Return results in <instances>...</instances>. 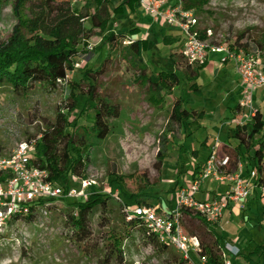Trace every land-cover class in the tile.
Instances as JSON below:
<instances>
[{
    "label": "rangeland",
    "instance_id": "obj_1",
    "mask_svg": "<svg viewBox=\"0 0 264 264\" xmlns=\"http://www.w3.org/2000/svg\"><path fill=\"white\" fill-rule=\"evenodd\" d=\"M15 1L0 0L2 41L9 38L17 22ZM126 2L110 0V28L125 31L138 22L140 31L131 36L134 39L145 38L150 33L148 39L154 43V47L144 53L150 72H175L180 79L179 87L170 94H164L163 107H158L148 98L147 84L133 69V62L125 49L131 37L118 41L110 54L109 47L101 43L100 37H93L75 58L76 66L69 73V81L54 91L47 92L37 86L27 96H20L7 86H0V147L2 155L8 156L22 141L31 137L40 138V131L55 121L60 109L67 103L72 81H79L87 68L96 67L109 54L103 74L97 75L99 91L101 97L110 103L119 104L120 116L110 121L107 137L99 139L94 127L93 103L86 104L83 109L81 105L75 110L65 109L69 123L74 125L71 129L77 135V147L82 150L87 162L83 176L70 174L66 178L72 187H77L80 179H95L89 194L101 193L110 197L106 215L110 220L109 229L112 226L119 230L124 229L123 192L136 193L141 198L150 193L157 198H148L149 203L159 205L160 212L174 209L178 205V188L192 180L197 166H205L215 137L222 142L230 140L233 145L238 142L232 137L237 117L234 110L239 101V94L236 90L231 94L229 86L237 78L233 66L230 71H222L220 55L210 54L209 62L198 76L188 77L180 68L171 65L170 46L162 41L167 35L177 34L176 29L162 22L164 26L158 27L159 23L151 14L140 7L133 13ZM202 3L201 9H191L200 26L210 29L204 39L239 48L247 44L248 48L244 47V50L260 54L264 63V0H203ZM76 5L81 7L83 3ZM122 5V15H115ZM182 47L181 42L177 48L179 52ZM193 85L198 86L201 93L192 91ZM74 93H78L75 88ZM178 98H183L188 110L204 111L203 119L193 120L181 128L174 126L170 116ZM84 99L81 97L82 101ZM254 100L264 112V86L257 87ZM160 153L164 158L158 167ZM207 183L202 185V191L197 195L199 199L207 198ZM79 200L58 199L47 214L42 212L43 205H40L37 209L40 214L34 220L23 218L15 222L13 228L5 232L9 241L0 245V264H97L98 253L90 251L88 256L84 255L71 240L66 224V213L73 201ZM247 216L249 218L245 221L210 225V229L223 234L226 245L222 251L227 259H235V255L225 249L230 242H234L242 254L251 258L252 264H264V215L254 209L249 210ZM101 222L104 221L98 213L91 222L96 233L102 228ZM185 228L189 235L210 239L207 228L198 221L187 218ZM170 248L171 252L163 253L139 240L138 236L129 237L123 242L125 264H172L173 255L181 254L174 247ZM191 256L196 264H208L197 253ZM237 262L244 263L240 259Z\"/></svg>",
    "mask_w": 264,
    "mask_h": 264
},
{
    "label": "trees",
    "instance_id": "obj_2",
    "mask_svg": "<svg viewBox=\"0 0 264 264\" xmlns=\"http://www.w3.org/2000/svg\"><path fill=\"white\" fill-rule=\"evenodd\" d=\"M202 1L184 0V6L186 9H201ZM93 2L96 5L91 11ZM76 3H83V5L78 7ZM109 4L110 0H16L14 14L17 22L9 38L6 41L0 40V86H7L15 95L20 96H27L37 86L43 87L47 92L54 91L69 81L67 75L75 69V58L85 50L90 38L96 35L102 36V42L109 47L110 54L111 48H114L118 41L138 34L140 27L134 25L125 31L109 29L112 18ZM126 5L133 13L141 6L140 0H127ZM122 10L123 5L116 10L115 15H122ZM197 30L202 38L206 37L210 31L208 28H202L199 20ZM162 41L168 46L177 42L181 44L179 37L168 35ZM178 46L170 49L171 65L180 68L190 78L197 77L200 70L207 65L208 60L200 65H192L184 58L183 47L179 52ZM247 46V44L240 45L243 49L248 48ZM153 47L154 43L145 37L130 39L125 49L128 51V58L133 62V69L138 71L140 80H144L147 84L148 98L158 107H163L164 94H170L175 87L179 86L180 79L175 72L161 71L159 74L150 72L144 53ZM109 54L96 67L87 68L79 81H72L71 94L64 108L60 109L54 122L47 124L40 131L39 139L33 138L37 139L34 165L47 170L50 181L61 184L65 188L72 187L67 176L70 174L83 176L87 168L82 150L77 147V135L71 129L74 125L69 123L64 113L65 109L75 110L79 105L83 109L86 104L93 103L94 127L99 139L107 137L110 132V121L119 118L121 113L119 104L110 103L101 97L99 91L97 75L103 74ZM74 88L78 90L77 94L74 93ZM191 90L201 93V89L196 85H193ZM81 97L85 99L82 101ZM236 110L238 112L240 110L239 103ZM202 117L203 111L188 110L182 98L175 101L170 116L172 124L180 128ZM232 137L237 139V144L233 146L231 143L219 142L216 146L217 155L229 156L230 170H234L239 163H243L245 176H249L250 172L255 170L254 183L264 187V112L259 108L251 121L242 125L238 124L233 130ZM31 138L28 141H31ZM0 154H3L1 147ZM163 158L160 153L158 167L162 164ZM201 169V166H197L192 176L198 174ZM257 190L259 189H254L252 192ZM122 195H124V203L130 205H150L148 198L152 200L157 198L150 193H146L145 198H141L136 193L123 192ZM56 200L58 199L36 201L30 206L29 214L23 218L29 221L34 220L40 214L37 210L40 205H43V209L48 213V209ZM109 201L110 197L104 194H88L86 198L73 201L71 209L66 213L70 238L84 255L88 256L90 251H96L99 257L97 264H125L124 239L135 236H138L139 240L145 244L151 245L156 251L171 252V245L168 242L160 241L140 218L129 219L123 209L124 229L119 230L112 226L109 229L110 220L106 216L109 211ZM98 213L101 214L104 222H101L102 228L96 233L91 227V222ZM187 218L200 222L210 234V239L196 234L191 235L199 239L200 258L206 259L208 264H225L226 258L222 250L226 243L223 234L216 229H210L211 224L205 218L189 209H183L182 224L185 231ZM173 256L172 264H196L193 259L194 263L182 256ZM234 258L231 264H239L237 262L239 259L244 262L242 264H252L251 258L242 254L240 250Z\"/></svg>",
    "mask_w": 264,
    "mask_h": 264
},
{
    "label": "built area",
    "instance_id": "obj_3",
    "mask_svg": "<svg viewBox=\"0 0 264 264\" xmlns=\"http://www.w3.org/2000/svg\"><path fill=\"white\" fill-rule=\"evenodd\" d=\"M140 5L153 16L154 20L161 21L180 32L184 40L182 54L188 63L203 64L209 59L210 54L220 55L221 64L233 62L242 86L239 112H243V116L240 124L256 116L259 108L254 100V93L257 87L264 86V63L260 54H251L235 45L200 37L197 30L198 18L192 9L185 8L184 0H140ZM35 143L36 139L22 141L12 154L8 156L0 154L1 246L9 241L5 234L6 230H11L15 222L29 214L30 206L36 201L86 198L89 188L96 183L93 178H84L78 181L79 187L65 188L50 181L49 172L33 163ZM218 143L217 139L201 171L193 176L188 184L178 188L176 208L160 212L158 206L151 204H123V210L129 219L140 218L160 241L168 242L182 257L191 261L192 253L199 254L200 242L197 236H191L185 231L182 224L183 209L194 211L211 225H222L226 209L235 204L244 210L246 200L254 189L261 191V198L264 201V187L254 183L256 171L252 170L249 176H245L242 163L234 170H230L229 156L217 155ZM206 181L230 182L231 186L220 197L199 199L197 195ZM43 213L47 214V211L44 210ZM226 250L232 255L239 252V249L231 244L226 246ZM224 256L226 263L231 264L226 254Z\"/></svg>",
    "mask_w": 264,
    "mask_h": 264
},
{
    "label": "crops",
    "instance_id": "obj_4",
    "mask_svg": "<svg viewBox=\"0 0 264 264\" xmlns=\"http://www.w3.org/2000/svg\"><path fill=\"white\" fill-rule=\"evenodd\" d=\"M95 5L96 4H94V6H93V3H92V5H91V11H93L94 9L93 8H95ZM140 8H142L141 6H140ZM138 10V9H137ZM154 19V18H153ZM155 22H158L159 23V25H158V27L160 26V28L161 27H163L164 25L161 23V21H156V20H154ZM111 24V23H110ZM88 25V27H90V24L88 23L87 24ZM134 26H136V27H140V24L137 22V23H135V24H133ZM165 26H167V25H165ZM167 27H169V26H167ZM109 29H111L110 28V25H109ZM176 32H177V34H174V36H172V37H179L180 38V42H182L183 43V47H184V40H183V37H182V35L180 34V32L179 31H177L176 30ZM168 36H171V35H168ZM93 37H100V39H101V43L103 44V42H102V36H100V35H96V36H93ZM92 37V38H93ZM129 37H131V39H134V36H129ZM128 37V38H129ZM146 37H151L150 36V33H148L147 35H146ZM92 38H90L88 41H87V43L92 39ZM140 38H142V37H140ZM178 44H179V42H177V43H175V44H173V45H169L170 46V49L171 48H174V47H176V46H178ZM183 50V49H182ZM147 62V61H146ZM208 62H209V59H208ZM149 65V64H148ZM231 65L233 66V70L235 71V73L237 74V78H236V81H234V82H230L229 83V86L231 87V94H233L234 92V90H236L237 91V93L239 94V101H240V97H241V91H242V86H241V80H240V76H239V74L236 72V68L234 67V64H233V62H228V63H225V64H221V66H222V71L223 70H228L229 68H231ZM229 71H230V69H229ZM177 87H179V86H177ZM176 88V87H175ZM174 88V89H175ZM174 89H173V91H174ZM230 95L228 94V97H229ZM183 99V98H182ZM239 101H238V103H239ZM175 103V102H174ZM174 105V104H173ZM258 106V105H257ZM258 108H260V106H258ZM194 109H192L191 111H193ZM197 112H199L198 110H196ZM234 112H236V118L234 119V122H235V127L238 125V124H240V122L242 121V116H243V112H238L236 109L234 110ZM235 115V114H234ZM205 116V112L203 111V117ZM203 117L201 118V119H203ZM245 120V119H244ZM235 128H233V130H234ZM233 130H232V133H233ZM219 140V142L220 143H231L230 142V140H227L226 142H222L221 140H220V138L219 137H215V139H214V141H213V143L211 144V151H212V148H213V145L216 143V140ZM209 142V138L205 141V143L207 144ZM231 145H233V144H231ZM234 146V145H233ZM211 154V153H210ZM210 154H209V156H210ZM209 156L207 157V159H206V162H207V160H208V158H209ZM206 164V163H205ZM243 164V163H242ZM244 169V173H245V167L243 168ZM193 177V176H192ZM209 183H207V188H206V191H207V198L206 199H210V198H216V197H220L221 195H223L229 188H230V186H231V184H230V182H215V181H208ZM202 188H203V186H202ZM202 188H201V191H202ZM200 191V192H201ZM158 207H159V205H157ZM257 210L258 211V213L260 212H262V215H264V201L262 200V198H261V191L260 190H257V191H255V192H252L251 194H250V196H249V198L246 200V208L244 209V210H241L240 208H239V206L238 205H235V204H231L229 207H228V209H226V211H225V216H224V221H223V224L224 225H230L231 223H235V222H241V221H245L246 220V218H249L247 215H248V211L250 210V211H253V210ZM261 217V216H260ZM231 243V245H234L235 246V244H234V242H230Z\"/></svg>",
    "mask_w": 264,
    "mask_h": 264
}]
</instances>
